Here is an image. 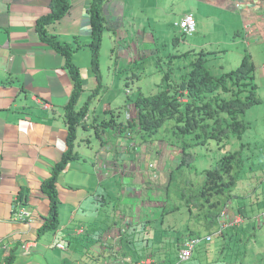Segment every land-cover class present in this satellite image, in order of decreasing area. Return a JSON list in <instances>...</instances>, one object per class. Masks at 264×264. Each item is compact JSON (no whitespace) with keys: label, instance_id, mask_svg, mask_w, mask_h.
Instances as JSON below:
<instances>
[{"label":"crops","instance_id":"obj_1","mask_svg":"<svg viewBox=\"0 0 264 264\" xmlns=\"http://www.w3.org/2000/svg\"><path fill=\"white\" fill-rule=\"evenodd\" d=\"M68 1V11L48 27L49 33L71 45L78 38L83 45L91 34L87 13L91 0ZM49 3L50 0H0V264H7L9 260L10 264H110L116 258L114 249L119 235L123 264H175L182 237L199 235L201 231V226L187 217V225H192L189 229L184 224L175 225V221L172 225V221L165 219L169 175L179 162L167 171L164 154L175 149L180 156L181 151L168 142H162L164 147L161 142L156 145L155 169L164 182L153 185V194L150 184L134 182L133 171L138 166L141 172L148 168L146 162L140 165L134 162L137 143L130 141L131 134L125 135L126 130H100L98 138L93 126L77 127L75 140L79 147L75 144L73 149H77L79 158L68 162L55 183L58 225L42 231L51 203L40 186L51 177V170L66 151L64 109L72 91L63 57L41 42L35 30L37 19L49 12ZM103 14L104 31L116 38L120 49L114 53L112 46L108 52L119 66L153 54L152 50H136V45L141 46L142 42L155 41L151 29L144 25H156L161 17L180 20L192 14L198 32L187 44L189 52L205 50L212 59L218 58L220 64L225 63L224 67L219 65L221 73L235 69L241 57L248 54L258 68V83L264 77V0H108ZM81 49L73 53L72 61L78 66L83 83L85 75L75 61ZM90 83H94L91 78ZM261 98L264 101V96ZM177 99L185 102L186 97L177 94ZM76 108H79L77 104ZM78 129L82 130L80 137ZM91 130L98 146L92 155L90 141L84 138V132ZM80 141H86L84 148L89 149V154L80 151ZM147 158L149 165L153 163V155ZM129 186L131 191L134 186L144 187L143 199L151 201L149 205L157 206L155 194L159 193V209L148 215L142 211L144 205L135 209L132 203L135 195L126 192ZM121 191L125 194L122 200ZM20 195L24 197L21 203ZM246 202L239 199L231 206L229 214L239 215L244 221L215 236L225 238L218 244L219 249L226 248L227 241L254 238L253 226H257L254 215L264 207L249 213ZM121 204L127 208L122 209ZM19 209L26 210L28 217L16 219L14 215ZM158 222L160 230L154 228ZM165 225L176 233L174 237L163 234ZM235 232L240 235L233 236ZM204 233L203 237L207 235ZM26 244L28 247L24 250L22 246ZM258 247L264 250V242ZM215 251L204 250L207 255ZM203 261L209 264L207 257ZM252 263L257 264L258 258L252 259Z\"/></svg>","mask_w":264,"mask_h":264},{"label":"trees","instance_id":"obj_2","mask_svg":"<svg viewBox=\"0 0 264 264\" xmlns=\"http://www.w3.org/2000/svg\"><path fill=\"white\" fill-rule=\"evenodd\" d=\"M107 1L91 0L87 9L91 34L89 41L83 45L79 43L78 38H75L73 40L74 45H71L60 41L54 34L49 33L48 27L62 19L68 11L70 7L68 0H50L49 12L40 16L35 23L38 39L63 57L64 68L67 69L72 80V91L64 109L67 124V148L60 161L51 170V177L42 182L40 186L42 193L49 198L51 203L50 213L42 231L54 229L58 225L56 178L66 168L68 162L79 158L73 149L75 147L76 127L87 114L89 101L81 105L78 110L75 109L84 88L79 68L73 63L72 55L79 49L88 47L91 53L90 68L96 80L95 90H100L102 84L100 82L99 49L102 34L106 29L103 6ZM175 26L181 30L177 23ZM197 32L196 26L194 32L190 34L181 32L179 35L183 39H193ZM177 40L179 38L174 37V41ZM203 56V53H198L191 67L187 68L188 66H186L185 74L181 75L179 84L174 83L170 74L166 73L165 91L151 95H143L140 92L133 102L134 115L128 121L124 122L111 117L97 123L94 128L95 135L100 138V130H118L120 132L126 130L125 135L131 134L133 137L136 134L138 138L141 136L143 139L145 137L151 139V142H159L165 139L169 145L180 148V160L176 167L178 170L184 166H192L194 155L190 152L192 150L190 148L195 145H204L212 140L221 149L230 138L240 140L247 129L253 127L252 124L249 126L240 120V116L244 115L247 110L252 111L260 103L257 96L258 84L254 64L245 55L234 70L215 76L206 67ZM128 94L130 93L128 92ZM177 94L184 95L186 97L185 102H180L177 99ZM171 121L174 122L172 126ZM162 129L165 134L158 136ZM189 135L194 137L193 142L185 138ZM154 137L157 138L153 140ZM251 144L253 143H241L237 150L223 155L212 168L204 171V179L200 186L196 187L192 178L183 179L177 184V186H180L182 182L186 184V188L181 189L179 187L176 193L186 208L187 220H193L196 224L201 225L207 234H210L217 219H220V214L227 207V203L234 204L231 200L236 199L238 192L261 188L262 182L254 183L252 179L249 185L246 186L242 183L244 186L241 189L239 186L238 180L247 158H244L243 152L246 148L250 149ZM176 178L170 174L169 182L171 183ZM168 196L169 188L166 203ZM23 198L20 195V203L23 202ZM180 209V206H177L165 213L168 215ZM181 214H183L182 211ZM185 228H188L187 224ZM253 228L255 229L256 226ZM195 233L192 232V234ZM239 235V232L233 234V236ZM253 237L255 238L256 234ZM219 238L221 241L225 239L221 236ZM9 261L7 264H10Z\"/></svg>","mask_w":264,"mask_h":264},{"label":"rangeland","instance_id":"obj_3","mask_svg":"<svg viewBox=\"0 0 264 264\" xmlns=\"http://www.w3.org/2000/svg\"><path fill=\"white\" fill-rule=\"evenodd\" d=\"M144 11V10H143ZM196 19L198 16H196ZM179 20H174L173 18L171 20H168L166 17H161L158 19V22L156 25L152 26H145L146 29H151L152 36H154L155 41L152 42H142L140 45L137 46L136 42L134 41V44L136 45L137 52H141L142 50H152V55H147L139 60L137 62H132L129 64H126L125 66H119L117 65L116 58L114 56H111L113 59H110V53L108 50L114 46L115 52L117 53L119 49L118 42L116 38H113V36L108 33V31H104L102 34V41L99 49V69L101 72V79L100 82L102 84V87L100 90H95L96 87V80L94 79L93 73L90 68V62H91V53L88 47L86 46L84 49H81L79 52V57L76 58V63L81 66V72L82 75H85V80L83 81V92H81L80 98L78 100V103H76L79 107L83 105L86 101H89L87 103V114L84 117L83 121L77 126V127H83L86 128L87 126H93V129L97 125V123L105 121L111 117L114 119H119L121 121H128L131 119V117L134 115L133 111V102L136 99L137 95L141 92L143 95H151L155 93H160L165 91L166 88V73L170 74V77L174 83H180L181 82V75L185 74L184 71L187 68L191 67V64L193 63L194 58L198 53H203V58L205 59V65L209 69L210 73L215 76L221 75V72L219 70V65L225 64L221 63L218 58L216 60L211 58V55L205 50H198V51H192L189 52L187 50V44L191 42L192 39L190 38H182L179 34V29L175 26V23H178ZM174 37H178L179 41H174ZM117 42V43H116ZM116 43V44H115ZM146 47V48H145ZM219 46H217V49ZM250 59L251 57L246 54ZM81 56V57H80ZM118 56V55H117ZM116 56V57H117ZM243 55L241 59L244 57ZM241 61V60H240ZM252 61V59H251ZM240 63V62H239ZM253 63V62H252ZM254 64V63H253ZM239 65V64H238ZM78 67V66H77ZM83 67V68H82ZM254 71L258 68L254 65ZM234 70V69H231ZM90 78L93 80L94 83H90ZM256 82L258 84V91L257 96L260 100V103L255 106L252 111H248L243 115L240 116V120H242L244 123L248 124L252 128H248L247 131L243 134L242 138L240 140H237L235 138H230L223 148H218L216 146L215 141H208V143H205L204 145L199 144L195 145L193 148L191 147L190 152L194 155V162L192 166H184L181 170H178L175 168L172 170L174 177H177L175 180H173L169 185V196L168 201L165 203V200L163 201L165 203V212L169 211V209H173L177 206H180V210L177 211L176 215L174 212L165 215L166 222L168 221H175V225H179V227H182L183 224L186 226L188 224V221L186 220V208L184 207L183 202L179 199L177 190L180 187L181 189L186 188V184L182 182L180 186H177V184L183 180V179H193V182L195 186H200L204 179V171L207 169L212 168L216 162L226 153L234 152V150H237L239 148V144L241 143H253L250 146V149L244 150V158L245 159V166L242 167V171L239 177L240 182V189L245 184L246 186L249 185L250 180L252 179L255 182H262L261 188L258 192L256 191H247L243 190L241 192H238L236 199H232L231 201L234 204H230V202L227 203V207L231 208L232 205H235V202L239 199L247 201L245 204L248 206V212L255 211L259 207H264V101L262 100V96H264V77L262 79ZM91 84V85H90ZM128 92L130 94H128ZM93 94V95H90ZM75 109L78 110L79 108ZM119 109V110H118ZM121 109V110H120ZM128 115L130 117L129 119H126L125 115ZM66 121V118H65ZM174 125V122L171 121V126ZM166 126H169L166 124ZM76 127V130H77ZM129 131V129H128ZM82 133L81 129H78V137H80ZM80 134V135H79ZM165 134L162 131L159 132L158 136H161ZM84 138L89 140V149L91 150V155L94 154V152L98 148L96 142V137L93 133V130L91 131H85L84 132ZM131 139L130 141H134L136 144V153L134 157V162H136L138 165H140L142 162H146V169L145 171H140V166H138L137 171H133L136 174V177L134 179L137 182L139 181L140 184L142 182H146L147 185H151L153 189L154 194V186L155 184L163 183L164 178H160V174L157 173L155 166L157 164L158 157L154 156L153 151L157 150L156 145H161L162 142H166L167 140L162 139L159 142H151L147 137L144 139L136 134L134 136H129ZM157 137H154L153 140H155ZM185 138L193 142L194 137L192 135L185 136ZM77 139V138H76ZM79 141V139H78ZM77 140H75L76 148L79 147L77 145ZM86 142V141H85ZM85 142L80 141L81 150L85 155L89 154V149H86ZM256 142V143H255ZM165 145H163L164 147ZM178 147V146H175ZM75 148V150H77ZM133 148V147H132ZM167 148V147H166ZM179 148V147H178ZM170 149V148H168ZM180 149V148H179ZM134 150V149H133ZM132 150V151H133ZM163 150V149H162ZM175 149H170L164 154V157L166 158V162H168L167 165V171H169L171 168L175 167L176 164L180 160V156L176 154ZM153 155V163L150 165L148 164V156ZM84 155V156H85ZM160 153H158V156ZM131 158L133 159V153H131ZM161 159L163 157L161 156L159 158V162L161 163ZM171 163L174 165L171 167ZM136 168V167H135ZM156 173H155V172ZM144 177V179H141V177ZM246 180V181H245ZM163 186V185H162ZM129 189L126 191L127 193H132L135 195L133 207L136 208H142L144 205V211L147 213L146 215L150 214L154 209H159V203L161 202V197L159 198V193H156V198L158 199L157 206L156 205H149L151 201H147L143 198H145V194L143 192L144 187L134 186L135 189L133 191ZM151 188V187H149ZM124 191H121L120 198L121 200L124 198L123 194ZM252 195L250 198L247 197V194ZM140 197H142L140 199ZM142 201V203H139ZM122 209H126L127 207L124 204H121ZM181 211L183 214H181ZM263 210L258 211L255 215L261 214ZM18 214L15 212V218L19 220H23L26 217H28V213L24 209H19ZM254 215V216H255ZM241 217V216H240ZM155 219V218H154ZM254 220V219H253ZM217 223V222H216ZM262 224L261 226H258ZM173 225V223H172ZM174 225V226H175ZM255 228V234L256 237L252 238L250 236H247L246 239H236L235 241H232L230 243L227 241L226 248H223L222 250L218 248V244L221 243V240L217 236L216 233V225L211 229L210 234H207L206 236H209L210 239L212 237V241L208 243H202V241H205L206 236L204 235V230L201 228V231L199 232V235H192L194 237H197L201 239L200 243L195 246L192 256H190V260H187L184 264H204L203 259L205 257L208 258L209 264H253L252 259L258 258L257 264H264V250L259 249V244L264 242V220H261L260 222L256 223ZM201 226V225H200ZM177 228V226H175ZM192 225L188 226L187 229L191 228ZM157 230L162 229L159 222L157 223L156 227ZM164 229V235H167V238H171L170 234H173V237L176 235L175 232L171 231V229H167L166 225L163 226ZM229 229V228H228ZM232 229V228H230ZM227 230V229H225ZM175 231V230H174ZM172 232V233H171ZM191 233V232H190ZM116 239V237H115ZM121 235H119L118 240L116 239L115 245L116 249H114V254L116 258H114V262L116 264H120L122 262V255L120 252L121 247ZM248 243V245H246ZM28 245V244H26ZM61 247V246H59ZM118 247V248H117ZM181 247V246H180ZM180 247L178 249H180ZM27 248V247H26ZM25 247H23L24 250H26ZM209 248V249H208ZM216 249L215 253L213 255H207L204 250H212L214 251ZM222 252V254H221ZM231 255V256H229ZM118 257H121L120 259H117ZM233 260V261H232ZM109 263V262H108ZM107 263V264H108Z\"/></svg>","mask_w":264,"mask_h":264},{"label":"bare ground","instance_id":"obj_4","mask_svg":"<svg viewBox=\"0 0 264 264\" xmlns=\"http://www.w3.org/2000/svg\"><path fill=\"white\" fill-rule=\"evenodd\" d=\"M186 15L190 16L191 14H186ZM184 16H182V18ZM181 19L179 20V22L181 21ZM193 20L195 22V26H193V28H194V30H196V21H195L194 17H193ZM179 32L181 33L182 30H179ZM229 212H231V209L229 210V208L226 207L221 212L220 219H217V223H216V233H217V235L221 234L223 231H225V229L234 228V227H236L238 225H241L243 223L244 219L242 217H240L239 215H232L231 216L229 214ZM254 220L256 221V223L260 222L261 220H264V211L261 214H259V215H255L254 216ZM181 241H182L181 247L179 246L180 249H178V251L176 253V257H175L176 258V263L175 264H184L187 260L185 262L179 263L178 262V258H180V256H183V255H187L188 256L189 254H191L190 256H192V253H193V250H194L195 246H197L200 243V241H202V240L197 238V237H194L192 235H190V237H189V235H186L185 237H182ZM188 241H189V244L185 245L186 242H188ZM208 241H210V237L206 236L205 237V242H208ZM190 245H191V247H190ZM190 256H189L188 260H190V258H191ZM110 264H116V263L113 262V263H110ZM120 264H123V262H121Z\"/></svg>","mask_w":264,"mask_h":264},{"label":"built area","instance_id":"obj_5","mask_svg":"<svg viewBox=\"0 0 264 264\" xmlns=\"http://www.w3.org/2000/svg\"><path fill=\"white\" fill-rule=\"evenodd\" d=\"M178 26L180 27V29L182 30V32H185L186 34H190L192 32H194V28L193 26H195V22L193 20V17L190 15H185L181 21L178 23ZM126 117H128V115L126 114ZM189 244V241L186 242L185 245H188ZM22 247H28V245H23ZM191 247V245H190ZM191 254H189L188 256L187 255H183V256H180V258H178V262L179 263H182V262H185L186 260L189 259V256Z\"/></svg>","mask_w":264,"mask_h":264},{"label":"clouds","instance_id":"obj_6","mask_svg":"<svg viewBox=\"0 0 264 264\" xmlns=\"http://www.w3.org/2000/svg\"><path fill=\"white\" fill-rule=\"evenodd\" d=\"M193 16V15H192Z\"/></svg>","mask_w":264,"mask_h":264}]
</instances>
